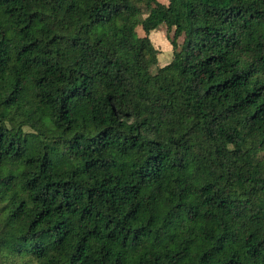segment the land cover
<instances>
[{"label": "trees", "instance_id": "1", "mask_svg": "<svg viewBox=\"0 0 264 264\" xmlns=\"http://www.w3.org/2000/svg\"><path fill=\"white\" fill-rule=\"evenodd\" d=\"M0 264H264V0H0Z\"/></svg>", "mask_w": 264, "mask_h": 264}, {"label": "rangeland", "instance_id": "2", "mask_svg": "<svg viewBox=\"0 0 264 264\" xmlns=\"http://www.w3.org/2000/svg\"><path fill=\"white\" fill-rule=\"evenodd\" d=\"M161 3H164V4H167L168 3V0H159ZM160 33H162V35L160 34V36H161V38L162 37H164V41H168V32H167V28L166 27H164V29L162 30V31H160ZM158 34H156V38L158 39L159 37H160ZM170 36H173V32L170 34ZM155 38V40L154 41H152L153 42V44H154V46L160 51V50H163L162 49V47H161V45H158V43H157V39ZM166 51L165 50H163V53H161V57H160V61H159V64L162 66V65H164L166 62H168L169 61V54L171 53H165ZM168 56V57H167Z\"/></svg>", "mask_w": 264, "mask_h": 264}, {"label": "crops", "instance_id": "3", "mask_svg": "<svg viewBox=\"0 0 264 264\" xmlns=\"http://www.w3.org/2000/svg\"><path fill=\"white\" fill-rule=\"evenodd\" d=\"M164 29V26H161L158 30H156V31H153V32H151V34H150V38L152 39V41H154L155 40V38H156V34H158L159 36H160V34L162 35V33H160V31H162ZM163 36V35H162ZM157 39V38H156ZM157 43H158V45H161V47H162V49L163 50H165L166 52V54L167 53H170V52H172V50H173V47H172V45H171V43H170V41L168 40V41H164V37H162L161 38V36L157 39ZM163 50H160V52L161 53H163ZM171 54V53H170ZM170 54H169V56H170ZM168 55V54H167ZM168 57V56H167ZM170 58V57H169ZM170 60V59H169Z\"/></svg>", "mask_w": 264, "mask_h": 264}]
</instances>
